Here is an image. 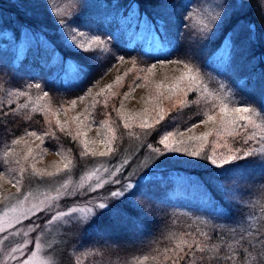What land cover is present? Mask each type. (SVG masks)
Returning <instances> with one entry per match:
<instances>
[{
  "label": "trees",
  "instance_id": "obj_1",
  "mask_svg": "<svg viewBox=\"0 0 264 264\" xmlns=\"http://www.w3.org/2000/svg\"><path fill=\"white\" fill-rule=\"evenodd\" d=\"M167 1L85 0L87 2L85 3L84 0H0V109L9 112L21 105L18 98L9 96L11 91H30L35 95L47 92L46 99L54 109H57L63 103L84 96L107 71L121 64L118 60L105 55L99 59V64L103 66L93 67L83 83L80 82L81 74L73 71L74 76L69 83L64 82L61 75L63 72H69L68 62L78 61L81 65H86L88 63L86 57L90 54L78 52L68 46L61 30L62 26L58 23L64 19L71 22L64 31L75 28L88 32L91 29V35L111 41L110 50L117 56H124V62L138 60L155 63L157 70L162 71L163 68L168 70L166 75L169 79L179 74L178 67L184 64H169L167 60H180L190 64L213 84L220 85L221 82L216 81V78L220 77L223 79L222 84L230 88L228 90L232 91L233 96L239 100L247 99L249 101L247 106L259 112L260 107L264 106V0H222V22L218 26L217 22L213 23L206 29L196 25L194 27L197 31L191 35L185 30L182 19L190 12L191 0L188 2L177 0L178 7H170ZM185 4L188 5L187 9L184 7ZM134 20H137L135 24ZM139 20L150 24L152 31L161 41L162 46L158 51L144 53L140 45L128 46L123 37L116 36L114 31L122 23L133 25L135 28L141 24ZM223 54H226V59L222 61L220 56ZM161 61H165L163 66ZM210 76L216 80L209 78ZM132 77L133 73L127 76ZM35 84L41 87L37 89L34 87ZM28 85L33 87L29 88ZM148 95L146 91L142 92L132 108L142 110L145 106L142 97ZM204 95L206 94L197 93V96ZM189 99L196 97L190 95ZM33 100V97L26 100L27 108L19 109L14 116L7 117L5 123L7 130H11L10 134H6V129L0 127V141L3 142L0 144V159L10 141L23 136L25 131L43 134L51 128L56 133L55 138L49 136L43 145L60 149L80 167L82 159L92 155L81 156L83 148L78 143L66 132H61L55 122L48 119L45 114L33 112ZM94 100L98 102L94 109L89 107V111L95 121L101 122L108 115L113 116L117 139L114 141L115 151L111 156L122 161L121 163L125 158L128 161L125 166L127 171L124 174L118 173V179L122 184L129 180H139L152 161L156 160L147 159L148 154H156L146 147L148 144L160 147L157 141L165 132L179 130L182 133L186 132L185 136L194 134L187 129L205 119L203 111L209 108V103L206 104L203 100L183 110L172 107L164 122L156 125L155 130L149 129L145 132L139 125L125 129L120 116L114 111V105L107 100L105 107V100L94 98L89 105ZM257 116L264 127V117ZM173 118L175 122L169 124V120ZM47 121H51V124ZM253 131L252 127L247 129L249 134ZM72 132L75 133L74 130ZM229 143L231 147L241 146L232 138ZM255 144L249 141L245 147H256ZM22 148L16 146V152L21 156L24 152ZM205 148L203 155L207 156ZM189 158L191 160L185 163L165 159L164 167H159L161 163L159 162L148 171L154 174L139 180L140 186L136 187L135 193L120 205L123 210L121 215L103 216L91 228H82L75 223V228L81 230L83 236L79 238L73 235L62 243L59 251L61 264H132L135 259H143L145 255L149 256L145 264H156L151 259L156 254L154 250L170 246L172 241L166 238L170 234L184 233L194 234L208 245L204 253L195 252L192 257L194 264H217L212 245L221 249L219 255L222 258L225 253L231 254L232 251L239 249L240 245L237 243L240 240L239 233L232 232V226H223L221 219L213 216L208 219L212 227L204 232L211 238L205 240L199 237L200 232L191 222L179 218L177 208L179 204H199L190 198L192 194L205 197L208 201L207 208L213 206L218 208L221 204L228 207L225 193L229 200L238 201L242 205L231 206L232 214L226 220L227 224L241 220L242 216L245 218L247 211L261 210L257 224L250 229L255 231L245 233V238L252 242L253 247L245 246V255L239 256L236 261V264H256L258 253H264V248L255 240L257 229L264 232V171L250 166L247 168L248 175L244 178L237 175L229 179L206 160ZM32 162L31 159L22 161L25 166ZM53 162L57 160L48 161L46 165L48 171H54ZM35 163L37 168L44 169L37 164V159ZM240 163L243 164L245 161ZM12 166L16 167L14 164ZM228 167L230 166L225 165V168ZM30 171L29 168L24 180L33 178ZM178 172L186 176H183L182 182L175 179L174 174H179ZM221 185L224 188L223 192L220 190ZM114 188H116L114 184H106L104 187L106 191ZM177 188H181L184 194L174 193ZM245 189H251V195H241L238 191ZM133 200L137 201L139 206L133 203ZM214 231L220 233L219 238L212 235ZM229 245L232 246L231 249ZM249 254L252 259L246 258Z\"/></svg>",
  "mask_w": 264,
  "mask_h": 264
},
{
  "label": "snow or ice",
  "instance_id": "obj_2",
  "mask_svg": "<svg viewBox=\"0 0 264 264\" xmlns=\"http://www.w3.org/2000/svg\"><path fill=\"white\" fill-rule=\"evenodd\" d=\"M184 7L187 9L188 5L185 4ZM216 7H220L217 5ZM195 13L188 12L182 19L184 20L185 30L188 31L189 35L197 31V28L193 26L191 22L193 20ZM223 17L217 18V26L222 22ZM61 24L62 32L64 39L67 42L68 46L76 49L78 52L90 53L86 59L88 63L86 65H81L80 62L76 61L68 64L69 69H74L76 72L81 74V83L87 80L88 75L91 73L93 67H102V64H99V59L102 56H107L118 60V62L123 63L125 57L120 55L117 56L115 52L111 51L109 44L111 41H105L99 36L91 35V29L88 32L79 31L75 28L70 31H64L65 28L71 23L61 19L58 21ZM206 27V24L203 25ZM175 51V49H173ZM172 53H169L171 55ZM169 64H179L183 63L186 71L182 72L179 77H176L174 82L171 84H165L164 81L155 82L156 94H149L147 97H142L144 103V108L141 112L137 113L135 117L132 115H124V100L128 98L129 92L124 93V96L121 98V104L119 109H114L118 114L121 115V120L125 129L130 128L132 125L130 121L134 118L140 120L139 127L147 132L149 129H156V125L161 124L165 121L166 116L170 114L166 112L163 103L165 100L172 101L173 97H180L176 99L173 103L174 108L183 110L185 107H190L194 104H199L203 100L206 104L210 103L211 108H207L203 111L205 119H202L200 123L203 124H213V128L205 131L199 135L192 134L185 136L184 133L177 130L176 132H165L164 135L160 137L157 141L160 147H155L152 144H148L146 147L156 153V160L148 167V169L141 174V179L144 175L148 174V171H151L152 168L156 167L157 164L162 159H175L177 156H185L197 158L198 160H206L216 169L220 170L224 174L225 178H232L234 176H241L244 178L247 173L248 167L259 168L261 171H264V133L259 137L256 132L248 133L247 129L249 127L258 128L261 125L257 124L254 116L260 115L264 117V106L260 107L259 112L255 109L246 106L249 101L247 99H241L239 104L236 106H231L235 101L229 98L228 94L224 92V85H220L219 89L209 91L207 85L203 84L200 73L193 68L190 64L185 63L184 61H166ZM134 67H135V62ZM161 66L164 65L165 61H161ZM157 65L151 64L147 68V75L143 77H136L137 80H143L144 82H150L149 77L154 75V69ZM131 71V69L129 70ZM128 73H125L126 76ZM123 77L118 75L112 83L106 85L100 92L96 93V96L99 97L105 92H110L115 84L121 83ZM135 83V81H134ZM136 87H140V84H135ZM29 88L33 85H28ZM35 88L39 89L41 86L39 84L34 85ZM134 89L130 88V91ZM164 90L167 91L165 95ZM91 93V89L85 92L84 96H80L76 99H73L68 104V109H74L77 105L78 100L83 101L87 95ZM197 93H206L204 96H197ZM10 95L15 96H28V99L31 100L32 97L29 96L27 91H17L10 93ZM116 93H112V96H115ZM194 96L196 99H189V96ZM48 97V93L44 92L42 96L37 97L38 100H43ZM98 101L94 100L91 105L94 109L95 104ZM11 103V101H9ZM107 99L104 101V106L107 107ZM152 105L150 109L148 106ZM28 104L18 105L17 108L11 109L9 112H4L0 109V127L6 129V134H10L11 130H7V125L5 121L7 117L14 116L19 109L27 108ZM219 109L218 115L216 114V109ZM68 109H65L63 106L57 108L55 112H52L51 105H36L33 104V112H41L42 114L52 115L55 117V125L61 132H66V134L76 143H78L83 151L81 156L92 155V156H110L114 151V141L117 139L115 135V129L111 127L108 128V131L111 132V136L105 135V138L100 141L104 145L105 150L97 152L90 145L96 144V141L90 140L87 137V132L84 131V128L90 127L89 118L91 113H88V108L81 113H78L76 116L72 117V121L78 125V130L73 133L69 122L67 120L61 121L58 117L60 111L67 112ZM155 112V116L152 117L149 113ZM30 118V117H29ZM153 120V123H149V120ZM51 124V121H47ZM174 118L169 120V124L174 123ZM101 127H104L106 122H100ZM198 127V125L193 124L191 128L187 129L188 132H193V130ZM215 132L217 139L224 137L225 134L227 137H231L235 143L240 144V147H228L227 154H217V149H213L210 155H203V147L197 146L198 142L206 141L207 138ZM102 133H98L101 135ZM56 133L49 128L48 131H45L43 134H38L36 131H25L24 136H27L30 139H24L23 137H17L10 141V144L3 152V157L0 159V181L8 180L13 187L17 188V194L5 195L3 190H0V205H3V212L0 213V244L6 242L11 236H19L22 234L21 227H14L21 225V222L24 220H30L32 217H38L40 213L50 214L49 218L44 221L45 226L51 225L55 221H60L64 217H68V223L71 224L73 221L77 225H81L82 228H91L96 222L103 216H119L122 214V209L120 205L122 202L129 197H131L135 191L136 187H139V180L136 182V186L132 183L122 184L121 180L116 179L117 174H124L127 169L126 165L128 164L127 160H124L122 164H117L113 169L105 168V172L108 173V180H105L103 177H100L95 182L94 188L90 185L89 191L95 192L98 189H103L106 184H114L116 188L109 191L106 195H96L90 196L85 202L83 207H68L67 211L55 210L57 207L56 202H58L61 196H67V184H62L60 187L64 189L61 192L60 188L55 190V195H52L51 192L40 193L34 195L29 192L26 194L20 193V188L23 184L25 173L31 169L30 175L33 177L43 178L45 175L52 177L60 175L62 172L69 170L72 167V161L63 162V167H59L57 162H53V167L55 171H48L47 169H39L36 167L37 157H42L43 152L40 151L41 146L45 143L46 139L51 136L55 138ZM39 140L40 144L36 145V148L30 144V140ZM249 141H260L261 146L259 147H245L249 144ZM3 142L0 141V144ZM24 145L26 150L23 152V155H19L16 152V146ZM163 149V150H161ZM71 150L69 149V152ZM59 154H62L59 153ZM31 159L33 162L25 166L22 161L26 162ZM245 161V163H240ZM16 165L13 167L12 165ZM225 165L230 167L225 168ZM95 175V173H92ZM90 178V177H87ZM220 190L223 192L224 188L221 185ZM241 192V195H251V189L238 190ZM22 196V198H18ZM15 200L16 202L8 205L7 201ZM35 201L33 203L32 201ZM225 201L227 202L228 207H225L224 204H221L218 208L213 206L210 211L214 214L216 218L223 217L225 220L231 216V206L235 205L236 207H242V205L235 200H229L227 193H225ZM133 203L138 205V202L133 200ZM73 213H81L82 216H73ZM253 217H249L251 219ZM83 221V223H81ZM241 221L247 222L242 216ZM238 223V222H237ZM32 232H36L40 225L36 223L35 220H32L29 225ZM251 225L246 228H242L239 232L240 240L237 243L240 245L239 249L234 250L231 254H225L222 258L219 253L221 249L216 245H212L213 251L216 253L215 259L217 264H236L237 258L239 256H244L247 248H252L253 244L251 241L245 238V233L250 231ZM235 231V229H233ZM26 235V234H24ZM212 235L219 238L220 233L214 231ZM199 237L204 238L205 240L210 239L208 233H199ZM172 241L170 246H167L163 249L154 250L156 254L151 257L152 261L156 264H194L192 257L196 251L204 253L208 245L203 243L201 239L197 238L196 235L191 233L184 234H170L166 237ZM255 240L257 243L264 248V232H261L259 229L255 232ZM35 244V248L39 249L40 243L38 240L32 241L31 239H26L21 243H17L15 247H12L11 250L7 253V258L14 262V264H32V262L37 258V252H29L28 246ZM83 246V245H81ZM246 246V247H245ZM231 245L229 248L231 249ZM247 259H252L250 254L246 257ZM203 259V257H201ZM149 260V256L145 255L143 259H135L132 264H145ZM40 264H49L48 261L42 260ZM256 264H264V253H258L256 258Z\"/></svg>",
  "mask_w": 264,
  "mask_h": 264
},
{
  "label": "rangeland",
  "instance_id": "obj_3",
  "mask_svg": "<svg viewBox=\"0 0 264 264\" xmlns=\"http://www.w3.org/2000/svg\"><path fill=\"white\" fill-rule=\"evenodd\" d=\"M177 0H171V2L168 0L167 4L171 6H177ZM185 2H188L189 0H183ZM85 2V0H84ZM170 2V3H169ZM87 3V2H85ZM190 12L195 13L193 20L191 21L193 23V26H199L202 29H206L209 27V25L216 23L217 18L221 17V10H222V0H191L190 2ZM217 5H220V7H216ZM137 22V20H134V24ZM140 25L137 27L128 26L127 23H122L119 27H117V30L114 31L117 35L123 37L125 39V43L128 46L133 45H140L144 53H153L160 49L162 46L161 41L157 38L156 33H154L151 29V25L147 23H142L141 20H139ZM206 24V27L203 25ZM118 32V33H117ZM119 34V35H118ZM226 54H223L220 56V60H225ZM135 62V67L134 63ZM73 63V61L68 62V64ZM151 64L154 63H145L144 61H129V62H123L117 66H114L111 70L107 71L101 80L95 84H93L89 89H91V93L85 97L83 101L77 102V105L74 109H68L69 102L63 103V107L65 109H68L67 112L60 111L58 113L59 119L63 122L67 120L69 122L70 128L74 130L75 132L78 130V125L72 121V117L76 116L78 113H81L85 110V108H88L89 111V104L91 103L92 98L94 99H107L112 105H114L115 109L120 108L121 104V98L124 96V93L129 92V96L127 99L124 100V115H132L133 117L136 116L137 113L141 112V109H135L132 108L133 104H136L141 96L142 92L155 95L156 94V87L155 82L158 81H164L165 84H171L174 82L176 77H179L182 72L186 71L184 66L178 67V71L180 70V73L175 75L172 79H169L166 68H163V72L161 70L154 69V75L149 77L150 82H144L143 80H137L136 77L140 76L143 77L147 75V68ZM131 69L132 72L129 70ZM69 72H63L61 75L64 82L69 83L68 81L72 78V71L75 73L76 71L74 69H69ZM125 73H133L132 78H127L128 74L125 76ZM120 75L123 77L121 83L115 84L114 87L111 89L110 92H105L103 95L97 97L96 93L100 92L101 89H103L106 85L109 83H112L115 78ZM200 76L202 78L203 84L207 85L208 90H217L219 89V86L222 84L223 79L222 78H213L210 76L209 78L220 81V85L218 83H210L207 81L206 76H203L202 73H200ZM219 79V80H218ZM135 81V83H134ZM135 84H140V87H136ZM223 85V84H222ZM214 86V87H213ZM217 87V89L215 88ZM130 88L134 89L133 91H130ZM88 89V90H89ZM230 88H226L224 86V92L228 94L229 98L233 99L235 103L231 106H236L239 104L240 100L239 98H236L232 95V91L228 90ZM87 90V91H88ZM86 91V92H87ZM29 96L33 97V104L36 105H49L50 102L45 98L43 100H38L37 97L42 96L41 94H31L30 91H27ZM116 93L115 96H112V93ZM165 95H167V91L164 90ZM10 93H14L11 91ZM12 97L18 98L19 102L21 104H27L28 96H15L10 95ZM206 94V93H203ZM27 97V98H26ZM180 97H173L172 101L165 100L163 103V107L166 112H168L169 109L173 107V103L176 99H179ZM51 105V104H50ZM247 106V105H246ZM150 109L152 108V105L150 104L148 106ZM209 108H211V104L209 103ZM52 112H55L57 109H54L51 106ZM257 111V110H256ZM116 112V111H115ZM219 109H216V114L218 115ZM118 116L121 115L116 112ZM150 116L154 117L155 112L149 113ZM47 118L55 122V117L52 115H47ZM254 119L257 124L261 125V121L259 120V117L257 115L254 116ZM104 121L106 122L104 127H101L100 122L95 121L90 115L89 122L90 127L84 128V131L87 132V137L90 140H95L96 144L90 145L93 147L97 152L104 149V145L100 143L102 139L105 138V135L111 136V132L108 131V128L111 127L112 129L115 128L113 116L108 115ZM122 121V120H121ZM153 120H149V123H153ZM140 120L138 118H134L130 121L131 125H139ZM198 127H196L192 133L194 134H201L205 131H208L209 129H212L214 126L213 124H203L198 123ZM37 132V131H36ZM256 132L257 136L259 137L262 133H264V127H258L254 128V131ZM40 134V132H37ZM98 133H102L101 135H98ZM187 133L185 132L184 135ZM24 139H30L27 136H21ZM231 137H227L226 134L224 137H221L217 139L215 132H213L212 135H210L206 141L198 142L197 146H202L203 148L207 150L206 153L210 155L213 151V149H217V154H227V149L230 146L229 140ZM254 144L257 143L256 147L261 146L260 141H252ZM39 140H30V144L33 147V149L36 148V145H39ZM22 150H26L24 145H20ZM204 149V150H205ZM40 151L43 152L42 157H37L38 165L44 169H47L46 165L48 164V161L51 159L57 160V165L59 167H63V162L65 161H72V167H70L69 170H66L62 172L60 175L49 177L45 175L43 178L33 177L30 179L23 180V184L20 188V193L26 194V193H33L34 195H38L40 193H46L51 192L52 195H55V190L60 188L61 192L64 191L63 188L60 186L62 184H67V196H61L60 200L56 202L57 207L55 210H63L67 211L68 207H83L85 205V202L88 200L90 196H96V195H106L109 191H106V189H98L95 192L89 191V186L91 185L93 188L95 186V182L98 178L103 177L105 180H108V173L105 172V168L113 169L115 165L122 164L119 159L115 160L113 157L110 156H91V157H85L82 160V165L80 167L77 166L76 162H74L71 158H68L66 154L63 153L60 149H54L47 145H43L40 149ZM62 154H59L61 153ZM150 155V156H149ZM147 159H156V154H148ZM126 160V158L124 159ZM167 160V159H166ZM165 159H162L159 164L160 166H165L166 162ZM191 159L189 157L185 156H177L175 159H171V161H177L179 163H185L190 161ZM155 161V160H154ZM153 162V161H152ZM152 164V163H151ZM53 170L55 171V168L53 167ZM173 172V171H171ZM92 173H95V175H92ZM156 173V172H155ZM159 174V172H157ZM172 173L175 176V179L177 182H182L184 179L183 176L185 174H182L181 172ZM154 172H149L147 175L143 176V179H145L148 176L153 175ZM90 177V178H87ZM186 177V176H185ZM116 179H118V174L116 176ZM139 180H142L139 178ZM132 183L134 186H136L137 180H129L127 183ZM0 190L2 189L5 195L11 194H17V188L13 187L11 183L8 182V180H2ZM115 189V188H114ZM112 189V190H114ZM174 193L178 194H184L183 190L181 188H177L174 190ZM75 195H78L79 197H75ZM18 198H22V196H19ZM199 204L194 203H188V204H179L177 208V215L182 221H189L191 222L194 227L197 229L198 232H205L209 228L212 227V224L208 221L210 217H213L214 214L210 211L211 208H207L206 204H208L207 200L203 196H199L197 194H192L191 197ZM15 200H9L7 201L8 205H11L15 203ZM35 203V201H32ZM4 210L3 205H0V213H2ZM261 214V210H253L247 211L245 220L247 222H243L241 220L234 221L232 224H227L226 220L223 217H220L221 223L223 226L229 225L232 226V228H236L234 232H238L242 228H246L249 225H251L252 229L257 224V219L259 215ZM50 214L40 213L38 217H32L30 220H24L21 222V225H17L14 227H21L22 234L19 236H11L9 239L0 244V264H14L13 261L9 260L7 258V253L11 250L12 247H15L17 243H21L26 239H31L32 241L38 240L40 243L39 249L35 248V244H31L28 246L29 252L36 251L37 252V258L32 262V264H40L42 260L48 261L49 264H61L60 261V248L62 243L68 239V237H72L73 235L78 236L79 238H82L83 232L81 230H77L75 228L74 224L75 221H73L71 224L68 223V217L62 218L60 221H55L51 225L45 226L44 221L49 218ZM73 216H82L81 213H73ZM249 217H253L251 219H248ZM32 220H35L36 223L40 225V228L36 232H32L29 225L31 224ZM238 222V223H237ZM83 223V221L81 222ZM229 231V230H226ZM255 230H250L249 232H254ZM233 232V230H232ZM231 233V231H229ZM26 234V235H24ZM230 254V253H225ZM223 264V261H222Z\"/></svg>",
  "mask_w": 264,
  "mask_h": 264
}]
</instances>
